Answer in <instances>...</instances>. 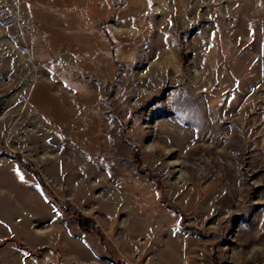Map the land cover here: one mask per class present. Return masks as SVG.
<instances>
[{"label": "rangeland", "instance_id": "rangeland-1", "mask_svg": "<svg viewBox=\"0 0 264 264\" xmlns=\"http://www.w3.org/2000/svg\"><path fill=\"white\" fill-rule=\"evenodd\" d=\"M3 241L0 264H264V0H0Z\"/></svg>", "mask_w": 264, "mask_h": 264}, {"label": "trees", "instance_id": "trees-1", "mask_svg": "<svg viewBox=\"0 0 264 264\" xmlns=\"http://www.w3.org/2000/svg\"><path fill=\"white\" fill-rule=\"evenodd\" d=\"M17 159L19 160V163L22 166L26 167L35 176V178L38 179V182L41 185V187L47 188L44 181L42 180V178H40V176L38 175L37 171L34 169L32 164L24 162V160L21 158H17ZM55 203L58 207L62 208V205L58 201L55 200ZM165 203H167L168 207H170L173 211H176V208L172 206L170 202L168 203V201H166ZM65 211L70 217L76 219L77 223L81 226V228H83L85 233H95L100 238V240L103 242V235L101 233V230L92 220L83 218L80 211L75 208L66 209ZM4 243L5 241L1 242L0 246L3 245Z\"/></svg>", "mask_w": 264, "mask_h": 264}, {"label": "bare ground", "instance_id": "bare-ground-1", "mask_svg": "<svg viewBox=\"0 0 264 264\" xmlns=\"http://www.w3.org/2000/svg\"><path fill=\"white\" fill-rule=\"evenodd\" d=\"M64 47V46H63ZM64 49L68 50L69 48L68 47H65Z\"/></svg>", "mask_w": 264, "mask_h": 264}, {"label": "snow or ice", "instance_id": "snow-or-ice-1", "mask_svg": "<svg viewBox=\"0 0 264 264\" xmlns=\"http://www.w3.org/2000/svg\"><path fill=\"white\" fill-rule=\"evenodd\" d=\"M21 179H23V177H21Z\"/></svg>", "mask_w": 264, "mask_h": 264}]
</instances>
